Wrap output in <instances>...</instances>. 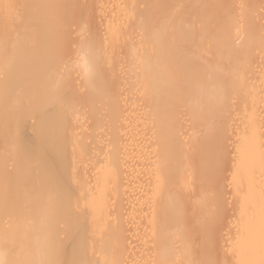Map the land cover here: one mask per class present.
Masks as SVG:
<instances>
[{"label":"bare ground","instance_id":"obj_1","mask_svg":"<svg viewBox=\"0 0 264 264\" xmlns=\"http://www.w3.org/2000/svg\"><path fill=\"white\" fill-rule=\"evenodd\" d=\"M87 1L106 31V48L97 47L99 40L86 38L79 44L82 57L75 61L83 70L87 96L104 113L89 122L95 129L88 138L80 139L77 132L68 139L75 150L74 162L79 161L78 176L69 180L62 167L65 144L59 140L61 127L66 125L65 111L61 108L58 115H41L39 110L48 102H60L57 72L71 66L55 55L70 46L66 47L64 39L70 36V25L82 20V1L0 0V264H216L212 254L195 252L196 236L184 224V217L193 211L199 232L205 235V241L201 240L204 249L215 248L210 236L216 232L210 224L227 196L221 200L212 196L216 189L210 183L217 176L203 179L197 189L194 182L201 172L220 168L219 154L228 140L218 137L211 127L224 123L223 118L229 115L225 106L228 97L234 93L236 100L235 93L246 89L244 63L264 39L254 29L251 19L255 18L249 16L252 26L242 58L234 41L233 31L237 37L238 29H231L238 27L233 11L237 0L236 4L229 1L226 18L218 12V3L213 7L207 0L194 1V8L192 0L189 12L181 11L186 2L180 0H164L165 4L153 0ZM176 2L184 6L176 7ZM145 4L150 12H159L157 16L148 19ZM21 8H25L22 15ZM208 17H213L214 23L207 22ZM218 21L223 23L217 30L222 33L213 37L215 47L211 49L210 32L219 29L211 25ZM160 22L164 25L158 26ZM201 36L208 37L203 41L208 44L198 40ZM228 56V67L236 74L231 75V85L224 86L218 84L215 73L229 69ZM126 58L129 60L123 63ZM101 62L108 68L94 70ZM115 77L122 78L116 92L112 86ZM124 91L132 99L129 104L120 98L127 103L122 102L125 109L113 97L126 94ZM243 101L247 102L246 98ZM201 104L206 108H194ZM253 106L249 129L239 137L237 167L232 174L231 208L235 214L221 241L227 259L222 264H264V121L258 114L261 106L256 102ZM34 112L40 115L33 126L35 136L27 124ZM183 113L204 131L199 139L192 135L188 147L183 145L188 137L184 136ZM221 157L224 160L225 156ZM57 163L62 164L57 167ZM70 181L75 194L69 200L62 194ZM68 209L83 214L72 223ZM68 228L74 236L70 241L65 237Z\"/></svg>","mask_w":264,"mask_h":264},{"label":"rangeland","instance_id":"obj_2","mask_svg":"<svg viewBox=\"0 0 264 264\" xmlns=\"http://www.w3.org/2000/svg\"><path fill=\"white\" fill-rule=\"evenodd\" d=\"M79 2L80 1H82V3L80 2V8H79V10L81 9V11H79L80 12V16H82L81 18H80V20L81 21H76V22H79V23H76V22H73L72 23V26L70 25V29H69V31L73 34H71L70 33V36L68 37V38H65L64 39V41H65V44H66V47H67V45L69 46V47H67L65 50L64 49H62L63 51H61L60 50V52H58V54L56 53V57H58L59 56V61L60 62H62V63H64L65 64V66L66 65H70L71 66V68H72V70H71V68H68L67 70H62L61 72H59V69H58V77H59V79H60V81H59V83H61V85H60V87H61V91H60V93H59V103H61V105H58L59 103L58 102H54V101H52V102H48V103H46L45 104V106H44V108H42L41 110H39V113L41 114V115H44L45 113L48 115V113L49 114H56V115H58L57 114V111L59 110V109H61L62 108V110H64L65 111V126H62L61 127V134L59 135V140L60 141H62L65 145H64V161H63V165H62V167H64V169H63V171H64V175H65V178H69V180L71 179V178H73L74 176H78V163H79V161L77 160V162H74V161H76V159L77 158H75L76 156H75V150H74V147L72 146V144H71V142L69 141L72 137H73V135H74V133H77V134H75V135H78V136H80L81 138L80 139H84V138H88L89 136H90V134H92V131H93V129H95V127L93 126L92 127V125H90L89 126V122H90V124H92V122H91V120L93 119V117H97V116H99L100 114L102 115V113H104V112H101L102 110H99L98 109V105H96V102L93 104V101L94 100H91L88 96H87V93H88V90L86 89V87H85V78L83 77L84 76V74H83V70H80V69H82L81 67H80V69H79V66H80V64H78V61H75V59H76V57L78 58V59H80L82 56H81V48H80V46H79V44H80V42L81 43H83L84 41H85V39L86 40H88L89 38L91 39V37H92V39L93 40H95V41H98L100 44H97V47H100V48H106L105 46H104V44H105V42H106V36L104 35L103 36V34H105V32L106 31H103L104 29H103V27H101V26H99V24H100V20L97 18V15H96V17H95V14H94V12H93V14H92V11H90V8L91 7H89L90 6V4H89V2L87 1V0H78ZM154 2H157V3H164L165 4V1L164 0H153ZM183 1V3H185L184 5H186V7L182 4V3H180V2H182ZM192 0H180V2H176V7H180L181 5L180 4H182V7L186 10H184V9H181V11H184V12H189V11H191V9H193L194 7H193V4H194V1H196V0H193V2L191 3V7H193V8H190V2H191ZM212 1V2H211ZM216 1V2H215ZM219 1V2H218ZM229 1L231 2V0H214V4L215 5H213L212 3H213V0H207V3L209 4V5H211V6H213V7H215L216 6V3H218V8H220V9H217L218 10V12L220 13V14H223V15H227V16H225V18L226 17H228V14H227V12L225 13V9H226V6H228V3H229ZM203 3H205L206 2V0H203L202 1ZM235 2V3H234ZM233 3L234 4H236V0L234 1ZM252 2H255L256 4H254V3H252ZM85 3V4H84ZM225 5H224V4ZM240 3V4H239ZM246 3V4H245ZM251 3V4H250ZM222 4V5H221ZM239 4V5H238ZM178 5V6H177ZM224 5V6H223ZM238 5V6H237ZM237 5H234V9H233V11L235 12V14H236V16H237V20H236V22H238V27L236 26L235 28H233L232 26H234V24L233 23H231V24H233V25H231V29L233 30H236L237 31V29H238V31H237V34H238V36L236 37V33H235V31H233L234 32V36H235V39H234V41H235V44H236V49L241 53H239V57H242V56H244L245 55V53H243V55H242V52H244L243 50H244V48H243V45L245 46V44L244 43H246L247 41H246V36L248 35V32H249V29H250V27L252 26V24H250V21L253 23V26H254V29H257V32H258V34L260 35V37L263 39L264 38V7H262V6H264V0H237ZM247 5V6H246ZM145 6L146 7H144V14L147 16V18L149 19V18H153V17H155V16H157V14L159 13V12H150V10H149V8L147 7V5L145 4ZM187 6H188V8H187ZM210 6V7H211ZM216 6V7H217ZM222 8H221V7ZM237 6V7H236ZM242 6V7H241ZM244 6H246V8L247 7H249V10L248 9H246ZM250 6H251V8H250ZM255 6V7H254ZM166 7L167 6H164L163 7V9H165L166 10ZM181 7V8H182ZM239 7V8H238ZM241 7V8H240ZM235 8L237 9V10H235ZM254 8V9H253ZM89 9V10H88ZM221 9L223 10L222 12H224V13H222L221 12ZM245 11H244V10ZM256 9V10H255ZM24 10H25V8H21V10H20V13H21V15H22V13L24 12ZM87 10H88V13L87 14H85V12H87ZM188 10V11H187ZM214 11V9H210V11ZM227 10V9H226ZM247 10V11H246ZM258 10V11H257ZM89 11H90V13H89ZM228 11V10H227ZM252 11V12H251ZM164 12V10H161V13H163ZM244 12V13H243ZM248 12H250V14L248 13ZM253 13V14H252ZM191 14H193V12L192 13H187V16L188 17H190V16H192ZM190 15V16H189ZM217 15H219V14H217ZM222 15V16H223ZM247 15V16H246ZM250 15H252L255 19H251V20H249L250 19ZM255 15V16H254ZM186 16V17H187ZM216 16V15H215ZM221 16V17H222ZM258 18H257V17ZM92 17V19H89V18H91ZM217 18V16L215 17V19ZM219 18V17H218ZM217 18V19H218ZM84 19V20H83ZM94 19V20H93ZM209 19V20H208ZM213 19V17L212 18H207V22H209V23H211L212 21H213V23H214V21H215V19L214 20H212ZM92 20V21H91ZM210 20H211V22H210ZM219 21H221L222 19H218ZM19 21V20H18ZM17 21V22H18ZM91 21V22H90ZM98 23H97V22ZM217 21V20H216ZM219 21L217 22V23H215V25L214 24H212L211 25V27H213V28H216L217 26H218V28H219V26L220 25H222L223 23H220V24H218L219 23ZM223 21V20H222ZM226 22V21H225ZM93 23V24H92ZM227 23L228 24H230L229 23V20H227ZM255 23V24H254ZM88 24V25H87ZM98 24V25H97ZM237 24V23H236ZM235 24V25H236ZM78 25V26H77ZM81 25V26H80ZM95 25V26H94ZM157 25L159 26H161V25H164L163 24V22H160V23H157ZM251 25V26H250ZM80 26V27H79ZM214 26H216V27H214ZM80 28V33H79V28ZM83 27V28H82ZM78 28V29H77ZM90 28V29H89ZM210 28V27H209ZM211 29L212 28H210L209 30L211 31ZM76 30H77V32H76ZM198 30V29H197ZM214 30V29H213ZM213 30H212V33L210 32V36H209V41L208 42H210L211 43V41H212V44H208V43H204V42H206L207 41V38L208 37H205L206 39H204V37L203 36H201L200 38L198 37V40L199 41H204V40H206V41H204L203 43L206 45V44H208V46L210 47V45H211V49H212V47H215L214 45H213V43H214V38L216 39V38H218L219 36H220V34L219 33H222V32H219L218 33V31H220V28L219 29H215L214 31V33H213ZM218 30V31H217ZM247 30V31H246ZM85 31V32H84ZM262 33H260V32ZM93 32V33H92ZM102 32V33H101ZM198 32L200 33V32H202V31H199L198 30ZM219 34V36H217L218 34ZM76 34V35H75ZM84 34V36H82V35ZM94 35V36H93ZM199 35H201V33L199 34ZM209 35V34H208ZM244 35V36H243ZM103 36V37H102ZM216 36V37H215ZM38 37H46V35L45 34H39L38 35ZM82 37V38H81ZM97 37H99V38H97ZM214 37V38H213ZM95 38V39H94ZM203 38V39H202ZM239 38H240V40H239ZM84 39V40H83ZM139 39L140 38H137V41L139 42ZM141 39H143V38H141ZM200 39H202V40H200ZM103 40H105V42L103 41ZM239 40V41H238ZM245 40V41H244ZM103 42V44H102V42ZM136 40H135V43L137 44L138 42H137ZM237 41V42H236ZM263 42H264V39L262 40ZM47 42V41H46ZM46 42H44V43H46ZM97 42V43H98ZM142 42H143V40H142ZM141 41H140V43H142ZM144 42H146V40H144ZM143 42V43H144ZM262 42V43H263ZM261 43V45L263 46H261L260 48H258V49H255L254 51H253V53H252V55L251 56H249V57H251V58H248V63H244V67L247 69V68H251V69H243V71H244V73L242 74V78H243V80L245 81V82H247L248 83V85H247V83L245 84L246 85V87H244L243 89H245L246 90V92H244V91H240V92H238L237 94L235 93V98L237 97V99L235 100L234 99V93L233 94H231L230 96L231 97H233L232 99H234V101L233 100H231V98H230V96L228 97V101L226 100V102H225V106H228V107H226V109L229 111L230 110V113H229V115L227 114V117H225V118H223V121H224V123H222V121L220 122L219 120H222V119H219L218 121L221 123H218V124H213L214 126H212L211 125V123L209 122V125H211V126H209V125H207V127L209 128V127H211V128H215V130L217 131V134H218V137H220V136H225V138H227L226 140H228V141H226V144H224V145H226V146H224V148H225V150L226 151H224V148L220 151V154L219 155H223V156H225L224 157V160L223 159H221V158H223V157H221L220 156V161L222 160V162H218V163H221V165L219 166L220 168H211V169H209L208 171H205V172H201V174H199L200 176H198V178L196 177V179H198L197 181H195L194 182V186L196 187V189L199 187V185L201 184V182H202V180L203 179H205V178H209V180H211V179H213V177H218V179L217 178H215V179H213L212 181H211V183H210V186H211V188L213 189V190H215L214 192L215 193H213V195L212 196H215V197H218L219 196V198H220V200H221V198L223 199V197H224V195L225 196H227V197H225L222 201L223 202H221L220 203V207H221V204H222V207L220 208V211H219V213L220 214H217V217L213 220L214 222L213 223H211L210 225H211V227L214 229V231L216 232V236L215 235H212V236H210V237H212L211 238V240L213 241L212 243H215L216 244V246H215V248H216V251L215 250H213V249H215L214 247L213 248H211L212 249V251H211V249L209 250H205L206 248L203 246V244H202V242L203 241H205L204 240V238H205V235H202L200 232H199V230L201 229V228H199L200 227V225H199V223H197L196 224V222H198L197 221V219H195L196 218V216H195V213H193V211H189V212H187L186 214H185V217H184V224L185 225H187V228H188V230L190 231H192V233H194L193 235H194V237H195V239H194V241L196 242L195 244H194V249H195V252H197V253H199L200 252V254H201V252H204V253H209V254H212V257L214 258L213 260H214V262H216V264L217 263H219V264H222V263H225L226 261H227V259H224V255H226V254H224V253H226V249L224 248V247H226V245L224 244V242H221V241H224L225 240V236L227 235V231H228V229H229V225L228 224H230V222L233 220V216H234V214H235V209H233V208H231V205H232V203H233V201H234V197H233V176H232V174H233V169H235V167H237V163H236V161H237V158H238V156H239V149H240V144H239V137L246 131V129L248 128L249 129V126H250V124H247V123H250V120H252V113L253 112H251V111H253L252 109V106L254 105V103L256 102L257 104H259V107L261 106L260 104H263V106H261V108H262V110H261V108L259 109V111H258V114H260V116L262 115V120L264 121V43L262 44ZM139 44V43H138ZM100 45V46H99ZM107 45V44H106ZM140 45V44H139ZM237 46H239V47H237ZM214 49V48H213ZM258 50V51H257ZM259 50H260V53H259ZM72 52V55L70 54V52ZM76 51V52H75ZM74 53V54H73ZM259 54H260V56H259ZM262 54V55H261ZM241 55V56H240ZM255 55V56H254ZM81 56V57H80ZM257 56V57H256ZM245 57V56H244ZM255 59H254V58ZM243 58V57H242ZM128 58H126V59H123V63H125L126 61H124V60H127ZM241 58H239V60H240ZM247 59V58H246ZM252 59H254V60H252ZM129 60V59H128ZM127 60V61H128ZM242 60H244V59H242ZM241 60V61H242ZM227 61H228V63L229 64H227L226 66H227V68H229V69H227V70H225L224 72H221V73H215L216 74V77L218 78V84L219 83H221L222 82V84H225L224 86H230L231 85V83H232V81H231V75H233L234 73L236 74V72H233L231 69H230V67H228V66H231L230 64H231V56H228V58H227ZM241 63H243V61L241 62ZM253 63V64H252ZM258 63V64H257ZM256 64H257V66H256ZM261 64V65H260ZM252 65V66H251ZM259 65V66H258ZM248 66H251V67H248ZM263 66V67H262ZM108 68V65L107 64H104L103 62H101L98 66H96L95 68H94V70H96V71H100V69H101V71H103V70H105V69H107ZM99 69V70H98ZM72 74H74V76L72 75ZM124 74H126V73H124ZM66 75H68V76H66ZM262 75V76H261ZM261 76V77H260ZM229 77V78H228ZM116 78V79H115ZM113 80H112V82H113V84H112V86L114 87H116V88H114V91H115V89H117V90H119V85L122 83L121 81V79L122 78H120V77H115ZM228 79H229V81H228ZM118 81V82H117ZM227 83V84H226ZM218 84H216V85H218ZM216 86H209L208 88L210 89V88H215ZM121 88H123V89H127L128 90V88L126 87V85H124V87H123V85H121ZM231 88H233V87H231ZM87 90V91H86ZM130 90V89H129ZM126 91V90H125ZM124 91V93H126V94H129V93H127V92H125ZM116 92V91H115ZM129 92V91H128ZM244 92V93H243ZM130 93H131V90H130ZM123 93H121L120 92V95H122ZM126 94H123L122 96H113L114 97V99H116L117 101H119V103H121V105H122V107L125 109L126 107L125 106H127V103L126 102H129V104H130V100H132L131 99V94H129V95H126ZM245 94V95H244ZM262 95V96H261ZM124 97V98H123ZM127 97V98H126ZM133 97V96H132ZM122 100H124V101H126V99H127V101L126 102H124V101H121V99ZM245 98H246V101L247 102H244L243 100H245ZM130 99V100H129ZM260 100H261V102H260ZM263 100V101H262ZM62 101H63V103H62ZM122 102H124V103H126V105L123 103L122 104ZM263 102V103H262ZM226 103H228V104H226ZM64 104H66V105H64ZM78 104V105H77ZM128 104V105H129ZM125 105V106H124ZM230 106L232 107V109H230ZM68 107V108H67ZM254 107V106H253ZM57 108V109H56ZM194 108H206V104H201V105H196V106H194ZM248 108V109H247ZM101 109V108H100ZM38 111V110H37ZM55 111H56V113H55ZM245 111V112H244ZM67 112V113H66ZM39 113H37V112H34V114H32V116H30L31 118H29L28 120H27V124L28 125H30V126H32V127H30V129H32V133H33V135L35 136V134H37V129L36 128H34L33 126L35 125L34 123H36V121L38 120V118L40 117V115H39ZM100 113V114H99ZM184 113H186V112H184ZM183 113V114H184ZM67 114V115H66ZM98 114V115H97ZM188 114V113H187ZM187 114H186V117H188V120H187V118L185 117V114L182 116V117H184L183 118V120H184V122H183V125H185V127H186V132H185V137L186 136H188V137H186L184 140V142H183V145L184 146H189L190 145V142L192 141V139L190 138L192 135L194 136V137H201L203 134H202V132H204L203 130H202V128H200V126L199 127H197V124H196V126L195 125H193L194 124V121L193 120H191V122L189 121V119H191L190 117H189V115L187 116ZM100 115V116H101ZM226 116V115H225ZM229 116V117H228ZM186 118V119H185ZM210 117H208V119H209ZM228 118H230V119H228ZM72 119H74V120H72ZM207 118H205L204 119V121L206 120H208ZM211 119V118H210ZM229 120L228 122L226 121V120ZM71 122H70V121ZM67 121H69V122H67ZM73 121V122H72ZM77 121V122H76ZM199 121H201V120H199ZM198 121V122H199ZM205 121V122H206ZM216 121V120H215ZM218 121H216V123L218 122ZM76 122V123H75ZM197 122V123H198ZM202 122V121H201ZM205 122H202L203 124H205ZM193 123V124H192ZM75 124V125H74ZM245 124H247V125H245ZM198 125H201L200 123H198ZM75 126V128L74 129H76L75 130V132H72V130H73V127ZM243 126V127H242ZM36 127V126H35ZM89 127V128H88ZM90 127H92V128H90ZM107 126H103V128L105 129ZM263 127V126H262ZM201 129L200 131L201 132H198L197 131V129ZM205 128V127H204ZM264 128V127H263ZM72 129V130H71ZM89 129V130H88ZM91 130V132H89ZM263 131H264V129H262ZM71 131V132H70ZM80 131V132H79ZM82 131V132H81ZM84 131V132H83ZM88 133H87V132ZM68 132H70V133H68ZM241 132V133H240ZM81 134V135H80ZM187 134V135H186ZM240 134V135H239ZM74 135V136H75ZM228 136V137H227ZM193 137V138H194ZM199 137V138H200ZM199 138H197V139H199ZM69 139V140H68ZM71 145V146H70ZM72 148V149H71ZM71 150H73V151H71ZM70 151V152H69ZM72 152V153H71ZM226 152V153H225ZM218 153V152H217ZM224 153V154H223ZM73 154V155H72ZM226 154V155H225ZM93 154H91V156H92ZM71 156V157H70ZM72 156L74 157V158H72ZM73 159V162H72V159ZM236 159V160H235ZM74 163V164H73ZM217 163V164H218ZM236 163V164H235ZM60 164H62V163H60ZM60 164L59 163H57V167H59L60 166ZM75 164H77V165H75ZM59 165V166H58ZM75 165V166H74ZM236 165V166H235ZM77 166V167H76ZM235 166V167H234ZM75 169H76V171H75ZM236 170V169H235ZM74 171V172H73ZM72 172H73V174H72ZM234 173H235V171H234ZM72 174V175H71ZM70 176H71V178H70ZM206 176V177H205ZM217 179V180H216ZM201 180V181H200ZM71 181L68 183V187L69 186H71ZM221 183H222V185H221ZM224 184V185H223ZM68 187H67V189L65 190V192H63V194H62V197H64V198H66V199H69L70 200V198L75 194L74 193V188H72V186L71 187H69V189H68ZM221 187H225V188H223L224 189V193H222L221 195H223L222 197H221V195L219 194V189L221 188ZM71 189V190H70ZM218 189V190H217ZM218 191V192H217ZM76 192V191H75ZM227 193H229L230 194V196H229V194H227ZM229 198V199H228ZM225 201V202H224ZM224 203V204H223ZM70 204V203H69ZM131 203H129L128 205H130ZM74 205V203H73V201H72V203H71V206H73ZM224 205V206H223ZM218 206H219V204H218ZM67 207H69V206H67ZM230 207V208H229ZM73 208V207H72ZM73 209H75V207L73 208ZM80 211V210H79ZM227 211V212H226ZM191 212V213H190ZM231 213V214H230ZM83 213H81V212H78V213H75V212H73V210L72 209H68V211H67V215H68V217H70V219H71V221H72V223L73 222H75L74 220H77V219H80V217H81V215H82ZM231 215V216H230ZM190 216V217H189ZM220 216V217H219ZM193 217V218H192ZM195 217V218H194ZM229 219V220H228ZM190 220V221H189ZM186 221H187V223H186ZM228 221V222H227ZM222 222H224V223H222ZM189 223V224H188ZM195 224H196V226H195ZM221 224V225H220ZM227 224V225H226ZM190 225V226H189ZM199 225V226H198ZM212 225H214V226H212ZM225 225H226V227H225ZM196 228V229H195ZM225 228V229H224ZM224 230V233H223V230ZM217 230V231H216ZM196 231V232H195ZM201 231V230H200ZM222 232V233H219V232ZM200 235V236H198V234ZM217 234H218V236H217ZM221 234H222V236H221ZM202 235V236H201ZM86 236H87V234H86ZM213 236H214V238H213ZM220 236V237H219ZM65 237H67V238H69V241L70 240H72L73 238H74V236H72V233L69 231V228H68V230H67V234H65ZM88 237V236H87ZM199 237V238H198ZM204 237V238H203ZM216 237V238H215ZM219 238V239H218ZM222 238H224L223 240H222ZM214 239V240H213ZM215 239H217V241L215 240ZM201 240H203V241H201ZM218 242V243H217ZM198 243V244H197ZM220 243V244H219ZM222 243V244H221ZM199 244H202V246L200 245L199 246ZM220 245V247L218 246V245ZM224 245V246H223ZM222 246V247H221ZM200 247V248H199ZM66 248V247H65ZM205 248V249H204ZM224 249V250H223ZM218 253H220V254H218ZM216 254H218V256L216 255ZM224 254V255H223ZM199 255V254H198ZM216 258H215V257ZM223 257V258H222ZM221 258H222V260H221ZM86 259H88V258H85V260ZM224 259V260H223ZM218 261H220V262H218Z\"/></svg>","mask_w":264,"mask_h":264}]
</instances>
